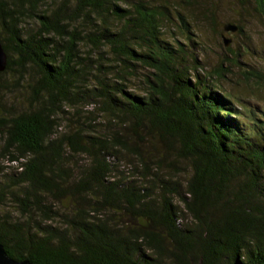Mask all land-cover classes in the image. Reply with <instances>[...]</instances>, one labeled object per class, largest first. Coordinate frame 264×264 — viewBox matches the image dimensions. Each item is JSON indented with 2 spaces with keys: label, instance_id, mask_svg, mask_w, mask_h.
I'll return each instance as SVG.
<instances>
[{
  "label": "trees",
  "instance_id": "trees-1",
  "mask_svg": "<svg viewBox=\"0 0 264 264\" xmlns=\"http://www.w3.org/2000/svg\"><path fill=\"white\" fill-rule=\"evenodd\" d=\"M250 6L264 20V0H0L11 257L264 264V70L227 89L243 54L210 65L199 34L246 35Z\"/></svg>",
  "mask_w": 264,
  "mask_h": 264
},
{
  "label": "rangeland",
  "instance_id": "rangeland-1",
  "mask_svg": "<svg viewBox=\"0 0 264 264\" xmlns=\"http://www.w3.org/2000/svg\"><path fill=\"white\" fill-rule=\"evenodd\" d=\"M227 6L229 7L230 5ZM246 9L247 10H244V13L246 12L248 17V22L246 23L247 27L245 28L247 31L246 35H237L236 37V35L234 36L232 33H225V36L231 39V43L228 46L232 47L233 49H240L241 53L243 54L240 57L241 68L238 66H231L232 80L225 82L226 88L235 92L241 89L254 88L257 86L253 81L249 82L250 84L246 83L242 75L243 70L246 71V69L250 70L251 68H262V70H264V20H262L260 17H258V15H256V13L253 12V8H251V6L247 7ZM228 15L233 14L228 12V14L224 17H227ZM225 20L226 19H223V21ZM196 34L198 35V32H195V35ZM199 34L207 45V48L204 52L208 64L216 65L226 54H231L229 51H227L228 47L222 43L221 36L218 37L213 32H207V30ZM255 97L264 98L263 96L254 95L252 96V99ZM92 107L94 106L91 105L86 111H90V109H93ZM97 118L101 120L103 119V115L100 114ZM63 129L64 128L61 127V131H63ZM16 165L17 164L15 162H10L7 157H3L2 151L0 149V167H3L6 172H11L12 170H15Z\"/></svg>",
  "mask_w": 264,
  "mask_h": 264
},
{
  "label": "water",
  "instance_id": "water-1",
  "mask_svg": "<svg viewBox=\"0 0 264 264\" xmlns=\"http://www.w3.org/2000/svg\"><path fill=\"white\" fill-rule=\"evenodd\" d=\"M225 31L230 32V31H237L238 26L233 25L231 23H227L224 26ZM223 40L226 46H228L231 43V39L227 38L225 35L223 36ZM8 63V57L7 53L4 50V47L2 43L0 42V72H2ZM0 264H32L29 260H17L11 257L7 250L5 249L4 245L0 243Z\"/></svg>",
  "mask_w": 264,
  "mask_h": 264
}]
</instances>
